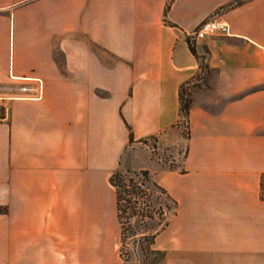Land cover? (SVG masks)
<instances>
[{
	"label": "crops",
	"instance_id": "obj_1",
	"mask_svg": "<svg viewBox=\"0 0 264 264\" xmlns=\"http://www.w3.org/2000/svg\"><path fill=\"white\" fill-rule=\"evenodd\" d=\"M232 1L0 0V264H122L124 159L177 202L153 264H264V0ZM215 12L186 138L187 36Z\"/></svg>",
	"mask_w": 264,
	"mask_h": 264
},
{
	"label": "rangeland",
	"instance_id": "obj_2",
	"mask_svg": "<svg viewBox=\"0 0 264 264\" xmlns=\"http://www.w3.org/2000/svg\"><path fill=\"white\" fill-rule=\"evenodd\" d=\"M190 41L192 44L196 45L197 40L192 39L190 34ZM207 49L201 48V54L199 59V71L195 75V77L191 80L190 91L191 96L193 97V93L197 90V86H201L204 84L203 79L206 73L209 70L207 61ZM5 101L4 95L0 92V117L6 111V105L3 103ZM181 130L184 137L187 138V124L186 122L182 123ZM186 142L183 144L182 148L184 149ZM140 147H145L146 150L149 149L154 156L161 155L157 144V138L148 137L144 139L143 142L138 144ZM137 147V146H136ZM135 154L138 152L142 153L143 151L135 150ZM119 169L125 170H135L139 171L141 169L128 164L125 159L122 164L119 166ZM132 174V173H131ZM136 178L142 179V175L138 173L135 175ZM146 186L149 188L148 193L150 196L148 199H138L139 200V210L148 211L152 217L148 216H134V217H126L127 214L124 213L122 216L123 224H120V243H119V255L121 257L122 264H149L154 258L158 256L157 253L150 252L149 249H144L143 247H148L150 245V236L152 232H155L157 228H159V223L163 219L164 212L167 211V206H169L172 210L174 209L173 203L166 198V196L152 183L145 182ZM148 204L147 205H145ZM119 219V218H118ZM120 222V221H119ZM124 230V242L121 244V230Z\"/></svg>",
	"mask_w": 264,
	"mask_h": 264
},
{
	"label": "trees",
	"instance_id": "obj_3",
	"mask_svg": "<svg viewBox=\"0 0 264 264\" xmlns=\"http://www.w3.org/2000/svg\"><path fill=\"white\" fill-rule=\"evenodd\" d=\"M242 1L243 0H233L230 3L223 5L222 8H229V7L235 6L241 3ZM170 2L171 0H169V2L167 3L165 10L169 8ZM187 42H188L190 51L192 52V54L196 57V59L199 62L200 54L197 52L195 45L191 43L189 36H187ZM191 80L192 79H189L181 84L180 92H179L180 118L176 124L177 126H181L182 123L186 122L187 128H188L187 138L189 137V114H190V109H191V105L193 102V97L191 96L190 91H188V89L190 88L189 86L191 84ZM128 128H129L130 141L132 142L133 132H132L130 125H128ZM150 137L155 138L154 135H151ZM143 140L144 139H139V141L141 142H143ZM138 173L142 175V179L135 177V175H138ZM110 182L115 187L117 214H118V218H119L121 225L123 224L121 218L124 215V213L127 214L126 217L128 218L134 217L137 215L152 217V215L148 211L139 210V200L138 199H141V198L148 199L150 196V193H148L149 188L146 186L145 182L152 183L166 196L167 199H169L173 203L174 209L172 210L169 206H167V211L164 212L165 216L159 223V228H157L155 232L151 233L150 245L147 248L143 247L144 249H149L150 252L158 254V256L154 258L149 264L159 262L164 256V251L155 249L152 247V245L154 243L156 233L167 224L168 222L167 216L170 214H174L176 212L177 202L167 193V191L162 186L152 181L149 171L147 169H141L139 171H135V170L123 171L117 168L112 173L110 177ZM145 205L148 206V204L146 203ZM5 210H6L5 208L0 206V212H4ZM123 242H124V230L122 229L121 230V244H123Z\"/></svg>",
	"mask_w": 264,
	"mask_h": 264
},
{
	"label": "built area",
	"instance_id": "obj_4",
	"mask_svg": "<svg viewBox=\"0 0 264 264\" xmlns=\"http://www.w3.org/2000/svg\"><path fill=\"white\" fill-rule=\"evenodd\" d=\"M229 31L228 23L215 12L209 17L200 21L197 26L191 31L190 36L192 39L200 40L209 35L226 34ZM26 89V87H23Z\"/></svg>",
	"mask_w": 264,
	"mask_h": 264
}]
</instances>
